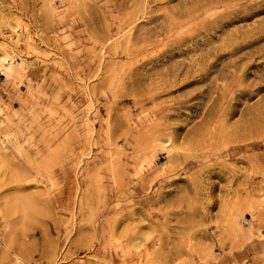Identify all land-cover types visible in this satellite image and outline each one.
I'll return each instance as SVG.
<instances>
[{"label":"rangeland","instance_id":"1","mask_svg":"<svg viewBox=\"0 0 264 264\" xmlns=\"http://www.w3.org/2000/svg\"><path fill=\"white\" fill-rule=\"evenodd\" d=\"M0 264H264V0H0Z\"/></svg>","mask_w":264,"mask_h":264},{"label":"bare ground","instance_id":"2","mask_svg":"<svg viewBox=\"0 0 264 264\" xmlns=\"http://www.w3.org/2000/svg\"><path fill=\"white\" fill-rule=\"evenodd\" d=\"M16 257H17V259H18V260H20V261L22 260V258H21V257H19L18 255H17ZM22 261H23V260H22Z\"/></svg>","mask_w":264,"mask_h":264}]
</instances>
